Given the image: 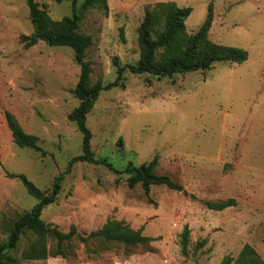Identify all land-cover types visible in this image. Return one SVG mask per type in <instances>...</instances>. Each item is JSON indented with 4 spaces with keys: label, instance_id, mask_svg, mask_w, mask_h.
I'll list each match as a JSON object with an SVG mask.
<instances>
[{
    "label": "rangeland",
    "instance_id": "rangeland-1",
    "mask_svg": "<svg viewBox=\"0 0 264 264\" xmlns=\"http://www.w3.org/2000/svg\"><path fill=\"white\" fill-rule=\"evenodd\" d=\"M47 3L54 20L72 15V0ZM78 32L91 36V84L116 80L114 58L135 65L137 29L146 9L161 2L191 7L186 31L195 35L212 5L208 38L248 52L242 64L216 63L209 70L172 78L125 73L122 87L102 92L87 115L95 163H76L65 175L57 201L42 220L67 234L101 231L109 223L151 239L126 246L78 238L63 243L68 258L54 257L57 240L26 231L9 256L20 264H234L246 245L264 261V0H107V9H81ZM33 26L26 0H0V245L15 222L38 203L18 179L24 174L45 195L54 179L83 154V135L70 114L81 70L69 47L22 42ZM16 116L37 149L15 145L5 113ZM158 158L156 173L187 194L162 185L131 187L125 173ZM234 200L210 210L206 202ZM48 259L27 260L32 242Z\"/></svg>",
    "mask_w": 264,
    "mask_h": 264
},
{
    "label": "trees",
    "instance_id": "trees-1",
    "mask_svg": "<svg viewBox=\"0 0 264 264\" xmlns=\"http://www.w3.org/2000/svg\"><path fill=\"white\" fill-rule=\"evenodd\" d=\"M29 17L33 26L31 36H23L22 42L28 47L37 45L40 41L50 47H69L73 50L75 61L80 66L81 75L74 90L75 97L80 101L79 106L70 114L69 118L75 122L83 135V154L72 158L69 166L54 179L52 189L45 195L24 174H7L11 179H18L27 194L38 200L29 212L24 213L14 224L9 240L0 245V264H20L18 259L9 256V251L17 247L22 235L26 231L34 233L39 238L51 234L57 240L54 257L68 258L63 249V243L78 238L87 245L91 240L101 239L107 244L120 243L126 246L145 245L151 239L126 228L120 222L109 223L101 231L92 232L88 236H76L75 229L64 234L48 226L41 218L44 209L54 204L61 192L65 175L79 162L95 163V154L91 149L92 135L87 128V115L95 105L102 92L122 87L125 73L133 75L149 74L159 79L172 78L179 74L209 70L216 63L242 64L248 60V52L241 48L229 47L213 43L208 33L213 21L212 5H209L208 15L200 30L195 35L186 31V20L193 12L191 7H179L174 2H161L146 9L144 19L137 29L140 58L137 64L122 65L119 58L113 59L116 67V80L108 84L97 82L91 84L90 63L85 61L87 50L93 45L91 36H84L78 32L82 20V11L77 8L78 0H72V15L54 20L48 12L47 3L39 4L36 0H26ZM100 7L107 9V0H84L81 9ZM8 128L15 145L22 149H37L38 138L25 132L16 116L5 113ZM106 165L115 173H125L127 183L134 187L141 184L146 190L153 185H162L171 190L187 194L183 186L175 183L166 175L156 173L158 158L144 163L139 167H129L118 171L110 164ZM207 207L214 211H223L236 206L234 200L218 203L206 202ZM39 241L32 242L26 250L25 259H48L46 248H38ZM234 264H264L255 249L246 245Z\"/></svg>",
    "mask_w": 264,
    "mask_h": 264
}]
</instances>
